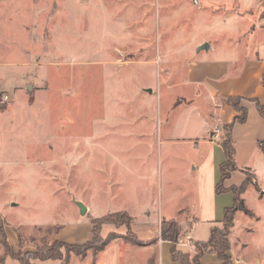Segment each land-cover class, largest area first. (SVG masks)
<instances>
[{
    "label": "rangeland",
    "instance_id": "374dc122",
    "mask_svg": "<svg viewBox=\"0 0 264 264\" xmlns=\"http://www.w3.org/2000/svg\"><path fill=\"white\" fill-rule=\"evenodd\" d=\"M262 17L264 0H0V31L29 42L14 79L23 70L22 95L38 96L25 109L0 89L9 97L0 106L11 105L0 123V218L10 247L0 244V264H157L147 249L157 234V183L188 177L199 160L186 143L158 146L157 113L183 93L176 82L196 46L243 40ZM146 112L151 131L131 122ZM200 112L181 105L176 122ZM245 161L254 172L231 180L239 186L247 175L249 213L234 215L229 241L244 243L248 263L264 264V161L250 152ZM81 200L90 207L83 216ZM117 212L131 228L102 225L100 237L115 239L100 252L82 246L92 242V220Z\"/></svg>",
    "mask_w": 264,
    "mask_h": 264
},
{
    "label": "crops",
    "instance_id": "0c3cea01",
    "mask_svg": "<svg viewBox=\"0 0 264 264\" xmlns=\"http://www.w3.org/2000/svg\"><path fill=\"white\" fill-rule=\"evenodd\" d=\"M8 16L7 19L11 22L12 15ZM1 24L0 22V26ZM20 27L22 29L21 25ZM8 32H11L10 28L0 31L3 34L2 37L0 36V46L10 47L7 49L0 47V89L10 93L12 103L18 96L22 99L25 109H29L31 107L29 103H35L38 96H23L21 89L22 83H25V78L22 77L23 70L19 71L20 75L17 80L16 77L14 79L16 74L12 70L23 68V63L15 61V58H20L22 46L28 45L29 42L23 43L16 38L12 43L8 41L11 37V33ZM28 35L29 33L25 35L27 40H29ZM215 38L212 42L201 43L209 45L207 50H203L205 54L202 55L203 53H199L197 49V52L193 53V58L187 63L183 77L176 82L183 93L175 97V102H172L168 109L157 113L158 146L186 143L193 152L199 155L198 161H192L193 167L188 177L176 176L175 179H168L164 184L160 177L157 183L158 193L155 202L158 212L157 234L156 238L151 237L156 240V243L147 247L157 254V264H179L171 258L172 245L160 239L159 225L162 220H175L180 225L181 235L178 247L194 256L197 250L192 244H187V237L193 243L207 241L210 228L219 223L223 219L224 210L233 205V194L230 191L220 194L215 192V187L220 181L219 166L225 162V156L220 145L223 138L215 139L213 132L219 128L223 131L224 125L232 123L236 117L240 116V112L233 109L226 101L228 98H239V105L246 110L245 122L234 123L231 130L237 167L235 172L244 169L252 171L250 163L245 161L248 152L253 156L257 155L259 162L264 161L263 145L259 144L264 143V119L260 116L256 106L259 103L264 109V17L251 26L243 40L237 38L235 41H224L221 38ZM222 45L227 47L222 48ZM199 47V45L196 46V48ZM11 53L16 54L14 59H9ZM11 79L16 82L7 86V81ZM181 105L201 109L204 113L190 114L193 116L191 123L184 121L177 123L176 110ZM10 110L11 105L0 110V123L1 117L6 113L10 114ZM139 116L132 115L131 122L135 124L143 120L149 127V131L153 130L154 115L146 112L141 117ZM166 130L168 134L164 136ZM145 143L148 144V141L146 140ZM168 172H171V169ZM235 172L231 174L229 180L225 181V187L238 185L231 180ZM244 177H242L243 180ZM257 186L260 187L258 181ZM249 188L251 185L247 186L245 192ZM244 194L241 198L245 203ZM81 203L88 212L89 205L83 200ZM122 210L127 212L125 207ZM235 223L234 221L232 232L235 231ZM233 240L234 242L230 241L228 251L231 259L229 264H250L245 253L246 248H242L244 243L239 245L235 237ZM200 264H221V261L214 253H204Z\"/></svg>",
    "mask_w": 264,
    "mask_h": 264
},
{
    "label": "trees",
    "instance_id": "16d2710c",
    "mask_svg": "<svg viewBox=\"0 0 264 264\" xmlns=\"http://www.w3.org/2000/svg\"><path fill=\"white\" fill-rule=\"evenodd\" d=\"M264 84V76H263ZM233 109L240 112V116L236 117L232 123L223 126L224 139L221 142V148L225 156V162L219 166L220 181L215 187L217 194L230 191L233 194V205L230 208H226L223 212V219L214 224L210 228L209 238L205 242H195V248L197 254L191 256L188 252L179 249V237L181 235L180 225L175 220H162L159 225V236L162 241L168 242L172 245L170 255L173 261L179 264H200L201 257L204 253H214L221 264H229L231 259L228 256L230 249L229 236L233 227V218L237 212L249 213L244 206V201L241 198L245 192L246 186L250 183L247 175L239 186L225 187L224 183L227 181L233 172L237 170L235 165V148L231 140V130L234 123H244L246 120V110L239 105V98H228L226 100ZM257 110L260 116L264 119V109L259 103H257ZM3 106H0V110H3ZM260 146L264 143H259ZM253 186L257 187L253 181ZM132 218L126 213H112L103 216L99 219H94L91 222L92 226V238L90 243L82 246L87 247L91 245V248L95 247L97 252H100L107 247L115 237L110 234L106 238L100 237V228L102 225H115L131 228ZM0 218V244L4 249V253L10 254V247L4 231V225H1ZM220 225V226H219ZM220 227V228H219ZM222 227V228H221ZM132 240L129 242L138 244V238L135 234H132ZM156 240L152 239L151 244H155ZM63 246V244L61 243ZM79 248L80 246L77 245Z\"/></svg>",
    "mask_w": 264,
    "mask_h": 264
},
{
    "label": "built area",
    "instance_id": "2783aa9c",
    "mask_svg": "<svg viewBox=\"0 0 264 264\" xmlns=\"http://www.w3.org/2000/svg\"><path fill=\"white\" fill-rule=\"evenodd\" d=\"M0 102H1V104L8 103V102H9V97H8V95L1 96V97H0ZM223 136H224V132H223L220 128L214 130V132H213V137H214L215 139L223 138ZM223 139H224V138H223ZM191 242H192V241L190 240V238L187 237V244H192Z\"/></svg>",
    "mask_w": 264,
    "mask_h": 264
},
{
    "label": "water",
    "instance_id": "95a60500",
    "mask_svg": "<svg viewBox=\"0 0 264 264\" xmlns=\"http://www.w3.org/2000/svg\"><path fill=\"white\" fill-rule=\"evenodd\" d=\"M209 48V45L208 44H203L201 45L198 50L201 51V50H207ZM76 205L77 207L79 208V213L80 215H85L86 212H87V209L86 207L81 203V202H76Z\"/></svg>",
    "mask_w": 264,
    "mask_h": 264
}]
</instances>
